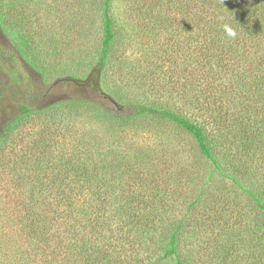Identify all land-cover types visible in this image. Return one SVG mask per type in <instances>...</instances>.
<instances>
[{"label": "trees", "instance_id": "16d2710c", "mask_svg": "<svg viewBox=\"0 0 264 264\" xmlns=\"http://www.w3.org/2000/svg\"><path fill=\"white\" fill-rule=\"evenodd\" d=\"M146 1L139 2L138 12L155 29L171 32L175 39L171 43L185 54L180 75L187 74V85L178 91L173 78L168 94L178 93L182 107L202 115H215L221 106V117L214 120L221 119L230 144L217 151L200 118L146 94L140 99L133 90L108 81L110 74L121 77L126 69L124 33L113 13L114 0L102 2L104 32L94 59H77V68L71 64L72 71L62 69L53 76L54 43L36 42L32 25L41 15L45 16L38 26L56 23L60 3L0 0V72L10 81L6 87L0 85V110L12 97L28 99L17 103L16 115L0 126V240H5L0 250L32 259V264H193L194 254L182 251L181 237L201 194L179 220L171 221L172 212L163 206L155 209L156 147L130 143L128 150L121 146L113 150L128 134L133 138L169 130L188 135L213 173L236 185L264 215V0ZM226 24L237 33L234 39L225 35ZM23 63L43 86L61 82L74 86L79 95L46 102V93H32L29 88ZM148 89L153 94L155 86ZM109 101L116 108H105ZM87 116L99 130L72 133L71 127L79 119L88 122ZM34 117L42 123L38 130H17ZM53 129L62 133L53 135ZM73 135L68 145L66 140ZM241 161L255 163L256 172L246 176L247 184L244 174H238ZM259 225L264 228V223ZM10 228L23 231L20 245L7 234ZM258 234L248 244L249 253L240 254L227 241L215 247V257L229 259L236 254L233 259L264 264V233ZM18 247L22 252L15 254ZM154 248L159 250L156 256L151 254Z\"/></svg>", "mask_w": 264, "mask_h": 264}, {"label": "rangeland", "instance_id": "374dc122", "mask_svg": "<svg viewBox=\"0 0 264 264\" xmlns=\"http://www.w3.org/2000/svg\"><path fill=\"white\" fill-rule=\"evenodd\" d=\"M63 1L48 0V3H60V10L54 15L59 18L56 23L38 26L39 23L42 24L41 20L45 16L41 15L32 25L33 34L37 33L36 39H34L36 42H41L42 39L45 44L49 40L54 43L51 49L56 52V59L50 65L52 76L60 74L62 69L68 70L71 64L77 68L78 66H75L77 59L82 57L83 61L84 58L94 59L103 39L104 25L102 12H100L103 0H94L92 3L85 2V4H83V0H65V4L67 3L65 6ZM139 2L141 3V0H114L113 2V13L124 33V41L121 45L125 52L123 57L126 59L124 64L126 69H124L121 77L110 74L108 81L115 87L120 86L123 90H133L132 93L141 97L140 99L146 94L147 97L156 101L172 104L190 117L200 118L204 122L210 138L212 137L216 142V150L221 151L225 144H230V140H226L224 137L225 127L224 125L221 126V119L214 120L216 116L221 117V106L215 115H202L194 108L185 105L183 108V103L177 98L178 93L168 94L170 91L168 86H171L169 83L173 81V78H175L174 87L178 91L187 85V74L185 76L180 75L182 66L186 64V62L182 64L185 54L184 51L171 43V41L175 43L171 32L165 33L155 29L151 25L152 21L149 18L145 19L138 12L136 7L139 6ZM142 3H147V1L142 0ZM27 12L32 15V11L27 10ZM35 16L36 14L33 12L32 20ZM4 44L6 45V43ZM165 48L169 50L170 54L163 57V54L169 53L165 52ZM48 54L50 53L48 52ZM21 68L22 73L29 80L28 84L32 93H39L40 95L46 93V98L44 97L46 102L70 99L79 95V91L74 86H63L61 82L51 88L45 87L41 84L39 76L28 66L23 63ZM72 68L69 71H72ZM8 84H10L9 78L0 72V85L6 87ZM150 85L155 86L154 91H152L153 94L148 89ZM27 100L17 96L15 99L12 97L6 101L7 107L0 110V126L6 123L9 117L12 118L16 115L18 109L15 105L17 103L28 102ZM104 105L108 109L115 107L110 101L104 102ZM79 120L77 126L71 127L72 133L87 131L89 134L92 130H99L98 127L93 126L95 125L92 121L94 119H88L87 116L88 122L83 119ZM41 124L34 117L20 124L17 130L26 131L30 129L35 131L39 129ZM61 133L62 131L58 132V129H53L51 132L56 136ZM128 135L129 138L122 137L123 143L119 142L118 144L116 142L113 150L123 147V149L130 148V143L144 146L147 142L156 147L153 155L158 165L156 172L159 174L157 179L159 181L155 187V191L158 192L155 197L157 201L155 209L163 206L172 212L171 221L179 220L185 213H189V205L201 194L200 203L196 205L192 213L190 212L189 229L181 237L182 251L186 250L188 254H194L191 263L232 264L234 262L235 264H251L248 259H233L238 257L236 254L229 259H217L215 257V247H223L227 241H230L234 249L236 248L240 254L249 253L248 244L250 240L254 241L253 238L256 237L254 235L259 233L261 229L259 223H264V215L255 208L249 196L231 181L213 173L211 163L198 153L194 140L188 135L180 132L169 133V130L160 134L156 132L139 133L138 136L133 135V138H130L131 134ZM74 138L75 135L72 136L71 141L67 139L66 143L70 145ZM153 141L157 144L154 145ZM66 149L70 148L66 147ZM84 152L85 150L80 151L82 155ZM128 157H132L131 153ZM241 163L242 168L238 169V174H244L243 181L247 184L249 182L247 177L252 172H256L255 163L251 161L247 163L241 161ZM153 170L155 171V168ZM262 172L264 173V169ZM261 177L264 178V174ZM16 229L15 231L11 228L7 229L9 231L7 234L11 235L14 243L20 245V242L23 241L21 238L23 231L20 228ZM260 231L258 235L264 233V228ZM133 234L135 236L137 233L133 231ZM160 237L164 240V236L158 234V238ZM2 241L5 240H0V242ZM148 244L150 243L148 242ZM14 250H16L15 254L22 252L21 247ZM6 252L4 248L0 250V264H32V259H18L19 256L13 257L14 254H7ZM158 253L159 250L156 248L151 252L154 256ZM149 256L144 257L148 258ZM149 260L145 259V261Z\"/></svg>", "mask_w": 264, "mask_h": 264}, {"label": "clouds", "instance_id": "9594fccd", "mask_svg": "<svg viewBox=\"0 0 264 264\" xmlns=\"http://www.w3.org/2000/svg\"><path fill=\"white\" fill-rule=\"evenodd\" d=\"M223 31L225 33V35L229 38H235L237 33L235 32V30H233V28L230 25H224L223 26Z\"/></svg>", "mask_w": 264, "mask_h": 264}]
</instances>
